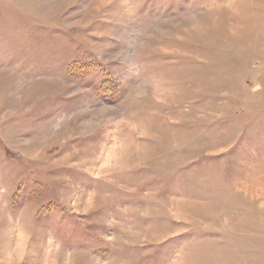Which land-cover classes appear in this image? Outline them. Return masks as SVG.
<instances>
[{
    "label": "rangeland",
    "instance_id": "obj_1",
    "mask_svg": "<svg viewBox=\"0 0 264 264\" xmlns=\"http://www.w3.org/2000/svg\"><path fill=\"white\" fill-rule=\"evenodd\" d=\"M0 264H264V0H0Z\"/></svg>",
    "mask_w": 264,
    "mask_h": 264
}]
</instances>
